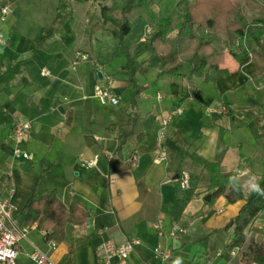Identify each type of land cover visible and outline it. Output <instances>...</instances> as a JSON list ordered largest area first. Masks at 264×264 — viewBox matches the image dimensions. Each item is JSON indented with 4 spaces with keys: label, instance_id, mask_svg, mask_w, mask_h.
Masks as SVG:
<instances>
[{
    "label": "crops",
    "instance_id": "crops-1",
    "mask_svg": "<svg viewBox=\"0 0 264 264\" xmlns=\"http://www.w3.org/2000/svg\"><path fill=\"white\" fill-rule=\"evenodd\" d=\"M67 2L71 44L63 32L37 41L52 25L60 0H0V32L6 40L0 46V76L9 71L0 79V194L20 211L30 199L55 189L69 210L84 204L91 211L86 226L67 224L56 247L43 229L31 226L16 264H34L30 253L36 248L55 264H103L98 247L109 238L141 240L130 264H242L246 243L227 250L234 239V226L227 225L264 179V73L254 77L255 60L238 61L227 48L223 72L210 71L212 80L191 76L189 66L160 76L161 58L149 46L138 50L151 26L136 17L125 42L137 52L134 78L146 89L135 99L134 82L119 72L127 57L116 54L118 41L99 28L101 5ZM4 5H14L7 15ZM245 45L250 51L257 47L252 39ZM80 53L89 58L74 64ZM14 64L19 70H11ZM106 79L120 95L119 105L95 96L96 85ZM218 103L229 111H208ZM176 108L181 112L171 116L160 138L162 118ZM18 118L32 123L31 138L21 144L30 158L13 153ZM161 147L166 157L156 163ZM82 157H97V166L83 165ZM197 157L219 162L237 179L245 199L231 203L220 196L205 203L212 173ZM182 171L190 173L189 189L179 185ZM188 190L194 194L176 221L177 201ZM160 220L164 235L153 226ZM173 227L186 231L171 236ZM247 235L260 240L264 228L254 220ZM158 247L171 256L157 255Z\"/></svg>",
    "mask_w": 264,
    "mask_h": 264
},
{
    "label": "trees",
    "instance_id": "trees-1",
    "mask_svg": "<svg viewBox=\"0 0 264 264\" xmlns=\"http://www.w3.org/2000/svg\"><path fill=\"white\" fill-rule=\"evenodd\" d=\"M102 23L99 28L118 41L116 54L125 55L126 63L119 72L134 82V98L140 97L146 86L138 85L135 75L139 65L135 61L137 52H132L125 42L131 30V22L136 17H145L152 28L147 40L138 45V50L149 46L154 55L161 58L159 75H174L185 71L193 77L212 80L215 74H221L225 53L218 50L215 41L224 43L232 56L238 61L251 56L256 62L254 77L264 73V20L257 19L254 25L247 21L241 5L234 0H179L175 17H163L155 9V0H101ZM249 9H264L258 0H244ZM264 4V0H262ZM67 0H60L58 13L52 25L37 37V41L51 38L55 33L63 32V39L71 44L74 40L67 12ZM252 39L257 47L250 51L243 40ZM19 64L12 65L14 71ZM9 71L4 72L0 79ZM197 159L205 169L212 173L209 193L212 203L220 196H225L231 203L245 199L242 188L230 172H226L219 162L213 163L200 157ZM194 190H188L184 199L178 200L174 220L178 221L187 204L191 201ZM264 209V179L248 197L239 213L230 221L227 228L234 226V239L227 245V250L245 244L242 250V264H264V237H248L247 229ZM20 227L47 230V239L62 242L67 224L84 227L91 217L90 209L84 204L69 210L59 198L55 189L46 194L30 199L25 207L13 214Z\"/></svg>",
    "mask_w": 264,
    "mask_h": 264
},
{
    "label": "built area",
    "instance_id": "built-area-1",
    "mask_svg": "<svg viewBox=\"0 0 264 264\" xmlns=\"http://www.w3.org/2000/svg\"><path fill=\"white\" fill-rule=\"evenodd\" d=\"M10 9L8 5L2 7V14L7 15ZM4 19V17H3ZM152 28H147V33L150 34ZM247 40H243V44ZM6 40L2 32H0V46L4 45ZM246 46V45H245ZM89 55L86 53L78 54L77 60L74 64L78 62L79 59H88ZM46 73V71H45ZM111 79H106L104 83L98 84L95 87V96L103 103H110L112 105H119L121 102V97L115 93L111 88ZM209 112H228V106L223 103H218L216 106L208 107ZM181 108L172 109L170 115L163 117L162 129L160 131V138L164 137V127L168 125L171 120V116L175 113H180ZM32 134V123L30 120L18 118L13 125L12 138L14 140L15 146L13 148L14 155H22L24 158H30L27 151L23 150L21 144L27 142L31 138ZM166 157V151L163 147L158 150V155L155 158L156 163L162 162ZM137 156H134L136 159ZM81 162L83 165L88 167H96L98 164L97 157L86 158L82 157ZM179 185L182 189L190 188V173L188 171H182L179 177ZM15 212V207L12 204L9 197H4L0 194V264H16L17 256L19 253V248L21 246V241L27 237L30 227H20L17 221L14 219L13 214ZM264 209L258 214L255 222H259L264 228ZM154 228L157 230L158 234L164 235L163 221H156L153 223ZM186 229L183 227H173L170 231L171 236H175L178 232H185ZM47 230H43V234L46 237L48 235ZM52 247L57 246V242L54 240L47 239ZM141 244L139 238L127 239L124 242H118L114 239H106L101 242L98 247V253L100 260L103 264H130L129 258L131 253L136 249V247ZM156 254L161 256L163 259H168L171 256L169 250L162 249L158 247ZM30 258L33 260L34 264H55L49 254L38 248L34 249L30 253Z\"/></svg>",
    "mask_w": 264,
    "mask_h": 264
},
{
    "label": "rangeland",
    "instance_id": "rangeland-1",
    "mask_svg": "<svg viewBox=\"0 0 264 264\" xmlns=\"http://www.w3.org/2000/svg\"><path fill=\"white\" fill-rule=\"evenodd\" d=\"M236 2H238L245 15H246V18H247V21L249 23H251L252 25L256 24V23H259L257 22V19H263L264 20V9H249L246 4H245V1L244 0H234ZM178 2L179 0H155V9L159 12L160 16H163V17H175L178 9H177V5H178ZM258 2L261 4V5H264L262 0H258ZM95 3L96 5L100 4L102 5V3H104L103 1L101 0H95ZM14 5H8L10 11H11V8H13ZM30 10H34V8L32 7ZM250 40V39H248ZM214 45L218 48V50L220 51H223L227 49V46L222 43V42H218V41H215L214 42ZM1 50L3 49V47L0 48ZM249 169V168H248ZM246 170L245 173H250V169L249 170Z\"/></svg>",
    "mask_w": 264,
    "mask_h": 264
},
{
    "label": "water",
    "instance_id": "water-1",
    "mask_svg": "<svg viewBox=\"0 0 264 264\" xmlns=\"http://www.w3.org/2000/svg\"><path fill=\"white\" fill-rule=\"evenodd\" d=\"M99 75H100V77L102 76L101 72H99ZM210 199H211V194H207V195L205 196V200H206V201H210Z\"/></svg>",
    "mask_w": 264,
    "mask_h": 264
}]
</instances>
